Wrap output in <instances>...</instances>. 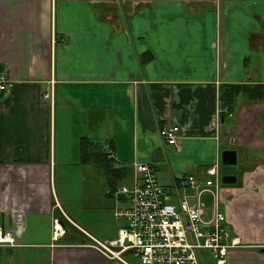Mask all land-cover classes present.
Listing matches in <instances>:
<instances>
[{
    "label": "crops",
    "instance_id": "0c3cea01",
    "mask_svg": "<svg viewBox=\"0 0 264 264\" xmlns=\"http://www.w3.org/2000/svg\"><path fill=\"white\" fill-rule=\"evenodd\" d=\"M0 66V227L15 241L0 245V264H121L94 247L119 230L106 146L115 168L150 165L167 187L205 179L237 150L242 184L220 194L243 247L226 264H264V103L240 96L220 112L224 84H264V0H0ZM167 124L181 129L178 150L160 135ZM85 137L100 155L87 163ZM81 169L106 186L86 188L104 213L87 227L70 202L88 182L70 179L64 204L57 189L58 174Z\"/></svg>",
    "mask_w": 264,
    "mask_h": 264
},
{
    "label": "built area",
    "instance_id": "2783aa9c",
    "mask_svg": "<svg viewBox=\"0 0 264 264\" xmlns=\"http://www.w3.org/2000/svg\"><path fill=\"white\" fill-rule=\"evenodd\" d=\"M7 88L1 77L0 94ZM43 97L54 103L53 91ZM220 112L228 110L221 107ZM160 135L168 146L180 148L179 126L167 124ZM106 148L113 159L114 152ZM134 172L133 188L116 185L109 190L124 206L114 212L122 223L117 237L107 243L95 241V249L107 259L121 264H204L209 253L215 264H226L229 252L243 247L221 207V162L207 167L205 179L186 175L172 187L164 186L150 165L136 164ZM205 195L211 198L210 210ZM55 227L63 232L59 223ZM14 242L13 234H4L0 227V245Z\"/></svg>",
    "mask_w": 264,
    "mask_h": 264
},
{
    "label": "rangeland",
    "instance_id": "374dc122",
    "mask_svg": "<svg viewBox=\"0 0 264 264\" xmlns=\"http://www.w3.org/2000/svg\"><path fill=\"white\" fill-rule=\"evenodd\" d=\"M98 130V129H97ZM91 135V134H90ZM101 139V143L105 141V134H101L100 136ZM104 139V140H103ZM241 161L239 158V162H238V166H241ZM95 174H91L90 173V169L86 170L83 172V170L81 169L80 174L79 173H73L70 175L66 174V173H61L58 174L57 176V189H58V194L60 196V200L61 202L64 204V198H65V192H66V185L68 184V181L70 179H72L74 182L79 181L80 182H85L87 181L88 184L86 187H84L85 189L83 190L81 186H78L77 184H74V192H73V199L70 202V205L73 206V210H71L73 212V217L75 219V221L83 226V227H87L88 225L86 224L87 220L86 219H93L96 220L97 217H103L104 213L101 212V209H99L98 207H95V205L90 201L89 197L87 194H85L86 192H88V190H86V188L88 187H93V190L96 193H101L102 191H104L105 187L103 180H97L96 179ZM84 177V178H82ZM98 183L100 184L98 186ZM117 187H121V186H125L127 188H133L134 187V176H127L126 178L124 177L123 179H120L117 181L116 183ZM108 186V185H107ZM109 187V186H108ZM87 201V202H84ZM112 203V206L110 207V215L112 213V215H114V211L116 208H122L124 206V204L121 201L115 200L114 203ZM211 203V200H210ZM115 205V208H114ZM114 208V210H113ZM115 218V217H114ZM112 219L113 221V225L116 227V231L120 228L121 226V222L117 221L116 218ZM215 260H213L210 256L209 253H206L205 255V260H204V264H214Z\"/></svg>",
    "mask_w": 264,
    "mask_h": 264
},
{
    "label": "trees",
    "instance_id": "16d2710c",
    "mask_svg": "<svg viewBox=\"0 0 264 264\" xmlns=\"http://www.w3.org/2000/svg\"><path fill=\"white\" fill-rule=\"evenodd\" d=\"M4 68L0 66V78L3 74ZM244 96L247 103L258 104L264 103V84H224L220 90V102L221 106L227 110L232 111L237 105L238 98ZM81 153L83 162H89L90 158H96L100 156L103 158L105 173L110 180L111 187L115 186L117 181L126 178L130 175V172L126 168H115L112 164V160L107 159V155L98 154L97 144L92 139L82 138L80 142ZM60 221L65 228H69L71 224L64 217H60Z\"/></svg>",
    "mask_w": 264,
    "mask_h": 264
},
{
    "label": "water",
    "instance_id": "95a60500",
    "mask_svg": "<svg viewBox=\"0 0 264 264\" xmlns=\"http://www.w3.org/2000/svg\"><path fill=\"white\" fill-rule=\"evenodd\" d=\"M238 151L224 150L221 155V173L225 186L235 185L238 182Z\"/></svg>",
    "mask_w": 264,
    "mask_h": 264
},
{
    "label": "flooded vegetation",
    "instance_id": "af4514ba",
    "mask_svg": "<svg viewBox=\"0 0 264 264\" xmlns=\"http://www.w3.org/2000/svg\"><path fill=\"white\" fill-rule=\"evenodd\" d=\"M104 175L106 176L107 181L110 183V180L108 179V177H107V175H106L105 172H104ZM241 184H242V182L241 181H238L235 185L241 186ZM231 186H233V185H231Z\"/></svg>",
    "mask_w": 264,
    "mask_h": 264
},
{
    "label": "bare ground",
    "instance_id": "6f19581e",
    "mask_svg": "<svg viewBox=\"0 0 264 264\" xmlns=\"http://www.w3.org/2000/svg\"><path fill=\"white\" fill-rule=\"evenodd\" d=\"M228 112H229V110H228ZM227 113V112H226Z\"/></svg>",
    "mask_w": 264,
    "mask_h": 264
}]
</instances>
